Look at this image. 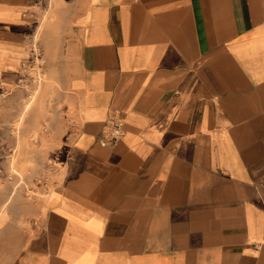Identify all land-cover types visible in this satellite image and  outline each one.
I'll return each mask as SVG.
<instances>
[{"label": "crops", "instance_id": "crops-1", "mask_svg": "<svg viewBox=\"0 0 264 264\" xmlns=\"http://www.w3.org/2000/svg\"><path fill=\"white\" fill-rule=\"evenodd\" d=\"M34 7L60 179L0 190L3 264H264V0H0V115Z\"/></svg>", "mask_w": 264, "mask_h": 264}, {"label": "rangeland", "instance_id": "rangeland-1", "mask_svg": "<svg viewBox=\"0 0 264 264\" xmlns=\"http://www.w3.org/2000/svg\"><path fill=\"white\" fill-rule=\"evenodd\" d=\"M31 16L40 24L32 36L30 58L25 61L24 75L7 91V104L0 115V190L27 197L48 194L60 179L53 156L41 159L38 150L52 134L56 117L62 120L67 113L55 99L54 74L48 72L55 69L54 56L40 41L42 22L51 17L50 10L34 7ZM4 247L0 248V264L6 261Z\"/></svg>", "mask_w": 264, "mask_h": 264}, {"label": "built area", "instance_id": "built-area-1", "mask_svg": "<svg viewBox=\"0 0 264 264\" xmlns=\"http://www.w3.org/2000/svg\"><path fill=\"white\" fill-rule=\"evenodd\" d=\"M123 135V121L120 117H110L104 123L102 137L99 139L101 145L113 143Z\"/></svg>", "mask_w": 264, "mask_h": 264}]
</instances>
